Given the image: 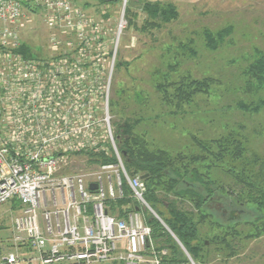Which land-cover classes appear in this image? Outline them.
<instances>
[{
	"label": "rangeland",
	"instance_id": "374dc122",
	"mask_svg": "<svg viewBox=\"0 0 264 264\" xmlns=\"http://www.w3.org/2000/svg\"><path fill=\"white\" fill-rule=\"evenodd\" d=\"M121 2L96 0L95 8L91 10L80 7L92 21L81 39L73 32L49 30L40 9L23 10L20 37L32 51V56L79 58L85 62L81 69L86 77L83 92L87 99L85 109L91 112V118L84 121L94 119L96 126L78 131L81 141L89 149L98 144L112 152L106 126L112 132L113 122L129 119L136 121L135 129L151 146L172 154L196 150L194 134L209 140L232 130L247 140V158L253 152L264 155V108L258 113H248L235 106L238 101L248 103L263 94H248L243 70L252 59L254 49L264 52V0L174 3L173 11L167 12L170 20L147 14L142 5L141 8L131 7L129 0L122 13ZM128 6L131 7L129 11ZM220 32L224 37L214 50L209 46L208 37ZM52 33L56 34L57 43L51 42ZM5 68V64L0 63V71ZM185 75L197 79L210 77L213 82L209 93L197 94L189 105L184 106L183 113H178L176 108L174 112L172 107L161 103L156 85L166 76L169 80L179 81ZM71 84V90L78 85L77 81ZM72 132L76 134V131ZM89 149L84 150L86 152L70 151L61 172L87 173L98 168L102 163H97L87 153L91 152ZM239 160L234 164L237 169L248 165ZM213 174L224 184L232 182L221 170L215 169ZM164 198L167 202L173 197ZM161 210L167 216L165 208ZM18 212L19 203L15 200L0 206V241L8 240L12 235V219ZM241 217L252 218L250 214ZM166 226L164 223V228ZM249 227V224L242 225L241 229L249 231ZM261 228L262 235L257 238L235 240L234 256L223 258L222 254L212 252L205 264H264V221ZM200 231L203 237L207 235V223L201 225ZM169 234L173 238L171 232ZM177 244L186 258L181 264H191L190 259L196 264L188 254L189 259L183 245ZM113 263L117 262L95 264Z\"/></svg>",
	"mask_w": 264,
	"mask_h": 264
},
{
	"label": "built area",
	"instance_id": "2783aa9c",
	"mask_svg": "<svg viewBox=\"0 0 264 264\" xmlns=\"http://www.w3.org/2000/svg\"><path fill=\"white\" fill-rule=\"evenodd\" d=\"M121 1L124 13L128 0ZM36 8L49 30L80 39L91 21L75 0H0V63L6 66L0 71V206L19 203L12 235L0 241V264H162L168 251L154 241L147 217L164 223L144 198L143 178L126 171L108 125L115 161L93 172H61L70 151L89 149L78 131L93 129L96 121H84L91 118L84 60L13 52L22 43L23 10ZM99 146L89 150L111 152ZM124 185L131 202L122 206V215L111 214V202L127 196Z\"/></svg>",
	"mask_w": 264,
	"mask_h": 264
},
{
	"label": "trees",
	"instance_id": "16d2710c",
	"mask_svg": "<svg viewBox=\"0 0 264 264\" xmlns=\"http://www.w3.org/2000/svg\"><path fill=\"white\" fill-rule=\"evenodd\" d=\"M139 3H143L142 10L147 14L156 15L163 20L171 19L167 12L173 11V3L159 1ZM164 5L171 8L166 9ZM129 10L131 7L128 6L127 11ZM229 30L230 28L227 32ZM223 37L222 32L209 36V46L215 50ZM13 52L23 57H36L32 56V51L24 42ZM71 54L72 52L69 53ZM251 58L243 70L247 84L245 89L248 94L249 92L263 94L248 103L238 101L235 106L244 112L258 113L264 108V52L254 49ZM167 77L156 85V89L160 93L161 103L172 107L173 111L176 108L178 113H183L184 106L189 105L197 94L209 93L213 82L210 77L197 79L185 75L179 81H172ZM112 126L114 142L126 171L129 175L143 176L146 186L145 200L196 264L208 262L212 252L222 254L223 258L232 257L236 254L235 240H247L262 235L264 155L253 152L250 158H247V140L241 133L231 130L227 135L209 140L201 139L194 134L192 138L196 150L188 154H172L165 149L151 146L148 139L135 129V120L113 122ZM87 153L93 156L97 163L115 161L114 155L110 153L93 151ZM239 159L248 165L238 170L234 164ZM215 169L226 173L232 182L224 184L213 174ZM124 189L127 196L111 202L109 209L111 214L122 215V206L131 202L126 185ZM164 196L173 198L166 202ZM187 203L189 205H186ZM161 208H165L167 216ZM248 214L252 216L251 219L241 217ZM147 223L152 228L154 241L168 248L169 253L162 258V264L186 262L179 245L164 226L152 216L147 217ZM205 223L208 231L203 237L200 228ZM248 224L251 229L243 231L241 226Z\"/></svg>",
	"mask_w": 264,
	"mask_h": 264
},
{
	"label": "crops",
	"instance_id": "0c3cea01",
	"mask_svg": "<svg viewBox=\"0 0 264 264\" xmlns=\"http://www.w3.org/2000/svg\"><path fill=\"white\" fill-rule=\"evenodd\" d=\"M76 1V4L79 6V7H83V9L85 11H88V10H91L93 9V7L95 8V2L96 0H75ZM100 1V0H98ZM155 2V1H159V2H171V3H175V4H182V3H193V2H196L198 0H139V2ZM83 4V5H82ZM174 4V5H175ZM81 5V6H80ZM141 5V4H140Z\"/></svg>",
	"mask_w": 264,
	"mask_h": 264
},
{
	"label": "water",
	"instance_id": "95a60500",
	"mask_svg": "<svg viewBox=\"0 0 264 264\" xmlns=\"http://www.w3.org/2000/svg\"><path fill=\"white\" fill-rule=\"evenodd\" d=\"M106 1H110V0H106ZM139 2V0H129V5L131 7H137V8H141V5H137V3ZM143 178V176H142ZM95 185L94 184H91L90 185V189H95Z\"/></svg>",
	"mask_w": 264,
	"mask_h": 264
}]
</instances>
